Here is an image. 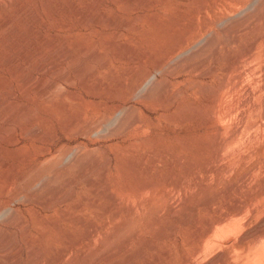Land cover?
I'll list each match as a JSON object with an SVG mask.
<instances>
[{
	"label": "rangeland",
	"instance_id": "obj_1",
	"mask_svg": "<svg viewBox=\"0 0 264 264\" xmlns=\"http://www.w3.org/2000/svg\"><path fill=\"white\" fill-rule=\"evenodd\" d=\"M244 10L254 28L232 42L224 26ZM262 10L253 0H0V264H183L194 232L174 207L185 190L168 177L183 180L187 166L204 177L208 163L214 190L220 171L232 181L263 158L235 145L211 160L216 124L225 135L241 123L223 109L247 86L251 104L261 100L258 74L231 87L244 71L232 55ZM164 59L179 65H156ZM150 178L157 187L137 195ZM169 224L174 237L162 234Z\"/></svg>",
	"mask_w": 264,
	"mask_h": 264
},
{
	"label": "bare ground",
	"instance_id": "obj_2",
	"mask_svg": "<svg viewBox=\"0 0 264 264\" xmlns=\"http://www.w3.org/2000/svg\"><path fill=\"white\" fill-rule=\"evenodd\" d=\"M245 1L247 0H227L234 5L245 3ZM253 1L254 7L264 6V0ZM251 15L250 11L244 10L236 17L237 21L234 19L236 23L225 22L227 24L224 26V31L227 36H230V41L235 42L239 39L238 31L240 29L254 28L247 21ZM253 15L262 24V27L255 30L254 37L244 43L241 52L232 55V62L244 67V71L237 76L231 91L235 94L238 93L240 90L238 83L243 82L245 77L258 74L261 80L259 91L261 100L251 104V98L256 90L253 86H247L242 92V99L237 104L223 109L228 116L239 112L241 123H237L231 132L225 135H223V124H216L218 135L214 140L211 160L221 163L222 159L234 154V152H229V149L235 145L238 146L237 150L239 151L246 148L250 150L251 154L257 155L261 152L263 158L261 164L257 163L254 166L255 169L251 168L232 181H224L225 176L223 171H220L215 179L217 184L222 187L214 190L209 183L212 173L208 163L204 165V177L193 171L190 166L186 167L184 181L175 180L173 176L168 177L169 185L179 190H185L184 197L177 201L174 207H178L180 211L179 223L186 226L191 224L194 232L195 244L190 254L184 258L183 264H264V172L260 176L256 173L257 169L264 167V63L259 67L250 65V62L257 58L264 61V11L256 12ZM212 40L213 38L210 36L206 42ZM181 41H184V38H181ZM215 50L217 53L219 52L217 45H215ZM196 52H200L201 56L205 58L209 56L203 50V46L198 47ZM156 65L163 68L167 65L176 67L179 64L176 61L169 62L164 59L158 61ZM247 107L250 108V113L254 114L250 120L246 118ZM256 143L258 146L261 144V149L253 148ZM186 181H191L193 186L191 191ZM156 187L150 178L138 184L134 192L141 195L143 191ZM193 196L194 198H192ZM140 202H142V198ZM200 210H203L201 218H199ZM135 216L136 211L132 209L130 218L132 226L135 225ZM123 224L120 226L121 229L129 225V223ZM97 229V225L91 226L86 235H90ZM162 234L164 237H174V224H169ZM216 249L218 251L209 256L210 252Z\"/></svg>",
	"mask_w": 264,
	"mask_h": 264
}]
</instances>
